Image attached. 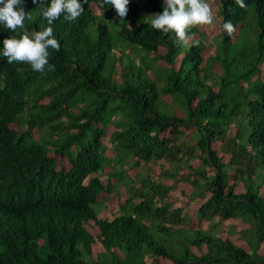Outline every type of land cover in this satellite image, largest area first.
<instances>
[{
    "label": "trees",
    "instance_id": "1",
    "mask_svg": "<svg viewBox=\"0 0 264 264\" xmlns=\"http://www.w3.org/2000/svg\"><path fill=\"white\" fill-rule=\"evenodd\" d=\"M245 2L217 0L236 31L203 57L151 27L164 0L123 21L87 0L44 73L7 63L0 25V264H264V0Z\"/></svg>",
    "mask_w": 264,
    "mask_h": 264
},
{
    "label": "clouds",
    "instance_id": "2",
    "mask_svg": "<svg viewBox=\"0 0 264 264\" xmlns=\"http://www.w3.org/2000/svg\"><path fill=\"white\" fill-rule=\"evenodd\" d=\"M32 2L35 4L37 0ZM214 3L217 10V0ZM235 3L241 9L248 8L245 0H235ZM85 4L87 0H50V3L40 0L39 6L49 26L37 31L34 28L29 30L26 22L32 17L25 12L21 0H0V25L15 33L3 40L2 56L7 58L8 64L27 62L33 71L44 73L45 66L47 71H55V65L49 64V49L58 52L60 44L54 37L52 25L62 14L67 21H77L84 12ZM109 4L123 21L129 11V0H103L100 7ZM149 17L153 29L165 34L173 32L175 43L185 48L199 46L201 43L190 29L197 25H211L215 18L209 0H164L163 11ZM18 29L20 32H17ZM222 30L231 38L236 26L227 20L222 23Z\"/></svg>",
    "mask_w": 264,
    "mask_h": 264
},
{
    "label": "rangeland",
    "instance_id": "3",
    "mask_svg": "<svg viewBox=\"0 0 264 264\" xmlns=\"http://www.w3.org/2000/svg\"><path fill=\"white\" fill-rule=\"evenodd\" d=\"M215 1L216 0H209V4H210V6L212 8V11H213V14H214V17H215L214 21H213V24H211V25H197L196 26L197 30H196L195 33H193L196 40L203 41L204 45L206 44V46H204V48L201 51V54L203 55V57H206V56L214 54L215 46L217 48V45L215 44V41L217 42V39L219 40L220 36H218V35L219 34L221 35V32H222V30L220 28V25H219L220 18H217V16H216V11L217 10H215V3H214ZM159 51L162 52L163 48H160ZM178 59H179V57L176 60H178ZM160 63H162V62H160ZM262 70H263V75H264V68ZM214 72L215 73H219L220 72V67L217 64H216V67L214 68ZM263 78H264V76H263ZM110 130H111V125L108 126V134H109ZM106 143L109 146V142H106ZM110 151L111 150H109V149L107 150L108 153ZM237 187L241 188V185H238ZM121 194H122V192H121ZM172 195L173 196L179 195V191L177 189L174 190L172 192ZM110 201H113V199H111ZM177 202H178V200H177ZM191 209H192V211H194V209H195L194 205H191ZM115 211H116V202H113L110 205L109 208H105L104 207V212L103 213L106 216H109V218H111L114 213H117V211L116 212ZM192 220L194 221L195 219L193 218ZM233 222L237 223L238 221L234 220ZM202 225L204 227L206 225V222H202ZM87 227H89L91 229L92 233L95 232V230L93 229L92 226L87 225ZM223 235H224V233H223ZM232 238H234V236H232ZM239 243L244 245L243 242H239ZM94 248L96 249L97 247H94ZM262 250H264V245L262 247ZM163 264H169V262L167 260H163Z\"/></svg>",
    "mask_w": 264,
    "mask_h": 264
}]
</instances>
